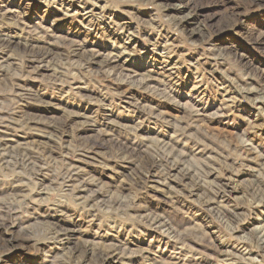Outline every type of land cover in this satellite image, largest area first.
Segmentation results:
<instances>
[{
	"label": "rangeland",
	"instance_id": "obj_1",
	"mask_svg": "<svg viewBox=\"0 0 264 264\" xmlns=\"http://www.w3.org/2000/svg\"><path fill=\"white\" fill-rule=\"evenodd\" d=\"M2 35L0 264H264V0H0Z\"/></svg>",
	"mask_w": 264,
	"mask_h": 264
},
{
	"label": "bare ground",
	"instance_id": "obj_2",
	"mask_svg": "<svg viewBox=\"0 0 264 264\" xmlns=\"http://www.w3.org/2000/svg\"><path fill=\"white\" fill-rule=\"evenodd\" d=\"M56 1V0H55ZM81 1V0H80ZM94 1V0H93ZM102 2V1H101ZM83 3V2H82ZM85 4H84V8H83V10H85V9H88L89 11H88V13H93V7L91 8V5H86L87 3L86 2H84ZM97 3V2H96ZM64 5V4H63ZM82 5V4H81ZM102 5V4H101ZM105 5V4H104ZM104 5H102L101 6V10H100V13H102L103 11H104ZM69 6V5H68ZM107 6V5H106ZM65 9H68V8H65ZM104 13V12H103ZM84 15V14H83ZM104 16V15H103ZM87 18V16H84L83 17V19H82V21H84V19H86ZM105 17V16H104ZM172 17V16H171ZM174 20V19H173ZM180 20V19H179ZM182 20V19H181ZM90 22H92V21H90ZM174 22V21H173ZM182 21H180V23H181ZM180 23L179 22H176V23H174V25L175 26H178V25H180ZM122 26V25H121ZM172 26V25H171ZM179 27V26H178ZM193 31V30H192ZM198 31V30H197ZM196 31V32H197ZM200 32V31H199ZM193 33V32H192ZM193 34H195V33H193ZM11 42H12V40L11 39H9V38H7L6 36H0V48H2V47H4V48H9L10 46H11ZM84 45V44H83ZM75 46V45H74ZM81 49H83L84 48V46H81V44H79L78 45ZM4 48H2V49H4ZM127 48V47H126ZM85 51V52H84ZM78 52H80V51H77V50H75V49H73L72 50V53H74V54H77ZM123 52V51H122ZM82 53L83 54H85V56L87 57V59H85V61L87 62V61H89V60H92L93 58H91L92 56L91 55H89L88 54V52L86 51V50H82ZM51 49L48 47V46H39V47H36V46H31V45H25V50H24V54L22 55V57H23V61L24 60H26V61H24L25 63H26V65L25 66H27V67H32L33 69H30V70H32V72L33 71H37L40 67H42L44 64H46V66H48L49 65V59H50V57H51ZM115 59H116V57H114ZM89 59V60H88ZM4 60V59H3ZM111 59L110 58H108L107 56L106 57H104V59H102L101 61H100V64H102L103 66H108V65H111V62L112 61H110ZM4 62H2V61H0V71L2 70V66L4 65L3 64ZM22 68V67H21ZM57 68H55L54 69V73L56 74L57 73V70H56ZM23 71H24V69H23ZM22 70L21 71H19V72H23ZM29 73V72H28ZM18 73H16L15 75H17ZM21 74V73H20ZM57 74H59V73H57ZM19 75V74H18ZM61 75V74H60ZM13 84V83H12ZM11 84V85H12ZM10 85V84H9ZM25 85H21V84H16V86L13 84V86L11 87L10 86V90L11 91H13L14 93H18L19 94V90H21V88L22 87H24ZM247 89V88H246ZM5 90V89H4ZM8 90V89H7ZM0 91H1V89H0ZM246 91V90H245ZM261 89H257V88H255V89H251V88H249V89H247V92L246 93H250V95H252V96H257L256 98H259V99H257V100H259L258 102H260L261 103V105L262 106H264V96H259L260 94H261ZM21 92V91H20ZM11 94V93H10ZM14 95V94H13ZM20 95V94H19ZM225 95V94H224ZM249 95V94H248ZM264 95V94H263ZM18 96V95H17ZM21 96H23V95H21ZM254 98V97H253ZM12 99L13 98H11V101H12ZM18 100V99H17ZM22 100V99H21ZM254 100V99H253ZM254 102V101H253ZM253 102H252V104H253ZM13 103V102H12ZM17 104V103H16ZM262 106H260V107H262ZM2 114V113H1ZM13 116V115H12ZM19 116V115H18ZM9 117V116H8ZM7 117V118H8ZM1 118V117H0ZM4 118V117H3ZM16 118V117H15ZM14 117H11L10 119L11 120H13V122H16V126H17V123L18 122H20L19 120H16ZM20 119V118H19ZM6 120V119H5ZM8 120H9V118H8ZM11 120H9V121H11ZM1 122V121H0ZM5 123V121H4V119L2 120V123ZM6 123H8V122H6ZM21 123V122H20ZM9 124V126L11 125L10 123H8ZM0 125H2V124H0ZM13 125V124H12ZM25 126V127H40V123H38V122H35L34 124H32L31 125V123L29 124V122H27V120L26 121H22V125L21 126ZM31 125V126H30ZM5 126H7V124L5 125ZM2 127H4V125L2 126ZM8 127V126H7ZM20 127V125H18V128ZM25 127H23V128H25ZM15 129L17 128V127H14ZM17 128V129H18ZM22 128V127H21ZM133 131H135V132H138V130L141 128V124L139 123V125L138 126H134L133 125ZM182 128V127H181ZM20 129V128H19ZM179 130H181V129H179ZM183 130V129H182ZM157 133V132H156ZM158 135L159 134H157L155 137L154 136H152V137H150V136H148L149 137V139L150 140H153L154 142H156V143H162L164 140H163V138L164 137H162V138H160V137H158ZM5 137V136H4ZM6 139V138H5ZM164 139H166V138H164ZM170 139L172 140L173 138L172 137H170ZM9 146H10V144H9V142H7V141H5L3 138H1L0 137V162H5V160H6V152L8 153V149H9ZM21 148V147H20ZM23 148V147H22ZM162 148H164V151L167 153V159L168 158H170V157H174L175 156V158H176V160H175V162H174V164H173V167H176L177 165H178V163L179 162H181V160L185 157V153L184 152H175V150L173 149V148H171L170 150H169V148H167L165 145H162ZM21 150H25V151H28L27 149H25V148H23V149H21ZM29 152V151H28ZM31 153H35V151H32ZM38 153V152H37ZM176 153H178V155L176 154ZM23 156V155H22ZM27 156V155H26ZM183 156V157H182ZM29 157V156H28ZM27 158V157H26ZM26 158H25V160H26ZM28 159V158H27ZM54 159V158H53ZM21 160H23V159H21ZM32 160V159H31ZM31 160H29L30 162H33V161H31ZM36 160V159H35ZM29 162V163H30ZM22 163V162H21ZM35 163V162H34ZM34 163L32 164V165H34ZM38 163V162H37ZM59 164V163H58ZM1 165V164H0ZM28 165V164H27ZM27 165L25 164V166L27 167ZM40 165H42V164H40ZM60 166V165H59ZM70 166V165H69ZM68 166V167H69ZM81 167V166H80ZM200 167L202 168V169H205L203 166H201L200 165ZM33 169H34V167H33ZM51 169V168H50ZM59 170V169H58ZM73 170V169H72ZM72 170H68L66 173H67V176L69 177V178H74V175H75V173H73V171ZM197 170H198V168H197ZM17 171V170H16ZM204 171V170H203ZM24 172V171H23ZM207 172H208V170H207ZM77 173V172H76ZM201 173V172H200ZM79 174V173H78ZM204 174V173H203ZM65 176V175H64ZM6 177V176H5ZM78 177V179H76L79 183H80V187L81 186H87L89 183L88 182H86L85 181V179H83V177L81 178L80 176H77ZM80 177V178H79ZM64 179V178H63ZM66 179V178H65ZM72 181V180H71ZM160 181V180H159ZM19 182V181H18ZM30 183V182H29ZM76 183V182H75ZM78 183V184H79ZM30 185V184H29ZM18 186L19 187H22L23 185H21V184H18ZM77 188H75V190H76ZM29 192L31 193V194H29L28 193V196H30L31 195V197H32V199L31 200H34V201H39V199H40V197L41 196H43L44 195V192H43V188H41V186L39 185V187L37 188V183L36 184H34L33 186H31V188H30V190H29ZM81 195V197H83V198H85L86 200V202H88V201H93L94 199H95V196H92V197H84V196H82V194H80ZM38 197V198H37ZM18 200V199H17ZM13 202V201H12ZM6 203V202H5ZM9 205V204H8ZM13 204H10V208H11V206H12ZM30 205V204H29ZM90 205V204H89ZM27 207V206H26ZM30 207V206H29ZM12 209V208H11ZM16 209V208H15ZM18 209H20V208H18ZM27 209V208H26ZM29 209V208H28ZM3 210V209H2ZM8 210V209H7ZM24 209H22V211H23ZM8 211H10V210H8ZM15 212H16V210H14ZM28 211V210H27ZM11 212L12 211H10L9 213H7L8 215H9V217H10V214H11ZM19 213H20V211H19ZM23 213V212H22ZM6 214V213H5ZM21 214V213H20ZM20 214H18V215H20ZM2 215H4V214H2ZM13 216H15V218H17V219H19L18 218V216H17V214L15 213ZM17 216V217H16ZM152 216V215H151ZM6 218V217H5ZM14 218V219H15ZM154 218V217H153ZM159 218V217H158ZM8 220V219H7ZM152 221V220H151ZM166 221V220H165ZM157 227H160V228H162V229H164L169 235L173 232V231H176V230H173V228H172V226H169V224L167 223V222H164L162 219H153V221H152ZM4 223V222H3ZM5 223H6V221H5ZM169 226V227H168ZM61 228V227H60ZM63 228V227H62ZM62 228L61 229H59L58 227L56 228V226H55V231L53 232L54 233V238H59V243H62L63 242V238L67 235V238L71 235L70 233L71 232H73L74 231V229L72 230V228H71V230L69 231L68 229H65L64 230V233H61V231H62ZM53 235V234H52ZM174 235V234H173ZM179 239V238H178ZM56 240V239H55ZM182 240V239H181ZM184 240V239H183ZM62 241V242H61ZM181 242V241H180ZM178 243V242H177ZM181 246V245H180ZM184 246V245H183ZM185 247V246H184ZM180 248H182V247H180ZM83 249V248H82ZM85 249V248H84ZM119 248L118 247H111V248H106V249H103L102 251H100V256H99V258L102 260V261H105V259H108V258H117V257H121L120 255H124L125 253H123V251H125V250H123V251H121V252H119L120 250H118ZM174 249H178V248H176V247H174ZM193 250H195V248L193 249ZM84 251V250H83ZM85 251H87V249L85 250ZM172 252V251H171ZM175 253V252H174ZM189 253V252H188ZM191 253V252H190ZM126 255V254H125ZM177 255V254H176ZM173 257V256H172ZM175 257H173L172 259H174ZM69 260V259H68ZM82 261V260H81Z\"/></svg>",
	"mask_w": 264,
	"mask_h": 264
}]
</instances>
